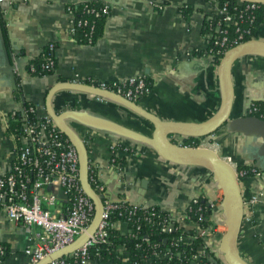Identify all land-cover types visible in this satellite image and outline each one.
Instances as JSON below:
<instances>
[{"label": "crops", "instance_id": "obj_1", "mask_svg": "<svg viewBox=\"0 0 264 264\" xmlns=\"http://www.w3.org/2000/svg\"><path fill=\"white\" fill-rule=\"evenodd\" d=\"M80 1L110 6L101 36L92 45L77 42L69 32L66 6ZM210 1L0 0V175L9 171L15 158L7 115L20 105L14 97L18 84L22 99L44 113L47 97L57 85L145 75L152 89L137 103L141 111L159 122L199 124L211 119L222 100L218 64L208 55H194L205 51L210 39L205 20L218 14ZM155 4L163 5V10L158 11ZM186 10L190 11L185 14ZM255 33V40L264 42V23ZM49 45L54 46L56 63L52 73L27 74V62L42 56ZM9 52L22 62L24 74L15 81L6 65ZM231 80L230 122L246 117L253 102L264 101V56L248 55L235 61ZM96 97L89 91L63 88L53 93L50 106L57 114H67L65 125L83 144L89 162L97 166L105 196L111 201L157 206L181 223L193 198L206 199L214 227L208 246L224 262L218 249L225 233L220 213L223 193L215 176L202 167L162 159L151 145L154 127L148 119L119 100L103 97L100 102ZM186 141L181 137L176 143L184 146ZM203 143L217 144L219 154L236 167L255 168L254 158L262 160V140L230 130L228 124L201 138ZM111 158L124 160V167L111 164ZM256 169L259 175L238 178L243 215L237 248L247 264H264V163ZM254 197H258L257 203H252ZM114 227L127 233L123 221ZM34 232L37 229L10 223L0 211V247L4 251L0 264H26L24 249ZM85 264L111 263L88 260ZM120 264H129L128 257L123 256Z\"/></svg>", "mask_w": 264, "mask_h": 264}, {"label": "built area", "instance_id": "obj_2", "mask_svg": "<svg viewBox=\"0 0 264 264\" xmlns=\"http://www.w3.org/2000/svg\"><path fill=\"white\" fill-rule=\"evenodd\" d=\"M77 3H82L83 7L80 16L75 17L71 4ZM228 4L225 3L218 8L215 23L209 25L211 35L205 50L208 57L215 61H219L228 49L243 43L246 36L252 35L253 31L250 28L242 30L239 24L246 22L250 26L253 25L254 11L259 6L255 3L237 1L229 12ZM154 7L158 11L163 10V5L155 4ZM66 12L70 17L71 35L77 42L84 41V44L92 45L96 22L109 16L110 6L103 3L95 7L80 1L69 3L66 6ZM231 26L235 28L234 32L237 35L233 39L228 37L227 28ZM78 32L82 33L79 39L76 38ZM47 48L52 52L54 46L49 45ZM45 60L46 62L41 66L42 71L54 69L55 61L50 57ZM15 72L18 73L17 70ZM22 73L24 74L23 69ZM32 73H35V68L30 65L27 74ZM150 85L145 75L128 77L121 81L88 80L84 83V86L110 93L134 104L149 93ZM96 100L101 102L103 97L97 95ZM247 114L264 120V106L258 107L251 104ZM18 115L22 121L21 127L19 130L14 129V134H11L15 142V158L9 171L0 175V211L12 224L37 229V232L32 233L24 249V255L27 257L26 264H38L45 257L73 244L76 239L86 233L94 217V205L81 186L78 154L68 139L63 137L50 115L47 112L40 113L38 107L32 103L27 107L19 105L16 110L7 115V127L9 121L16 119ZM199 146L219 153L217 144L203 143ZM115 149L116 147L112 148V155L115 154ZM121 149L127 150L125 147ZM223 159L236 170L238 178L246 176L244 171H237L236 165L230 158L223 157ZM114 160L111 158V164ZM251 172L253 175H259L255 169ZM88 183L91 189L102 198L101 221L95 233L79 249L49 264H85L89 260L88 249L107 241L108 229L113 226L109 216L114 210L120 208L121 201H111L105 196V186L99 179L98 168L89 161ZM60 194L62 197H59ZM200 198H193L189 202L186 213L187 210H192V206L198 204ZM257 202L258 197H254L252 203ZM208 205L211 209L210 203ZM137 207L138 204H132L128 214L135 212ZM197 211H201V208ZM220 213L223 215L221 206ZM199 220L203 218L199 216ZM204 220L209 218L206 217ZM162 231L170 232L171 228L163 225ZM196 233L208 244L210 236L214 233V227L212 229L197 228ZM182 241H184L182 237L177 240V242ZM3 255L4 251L0 247V256ZM203 255L204 251L200 249L194 259L199 260ZM153 257L147 259V264ZM129 264L137 263L129 259Z\"/></svg>", "mask_w": 264, "mask_h": 264}, {"label": "water", "instance_id": "obj_3", "mask_svg": "<svg viewBox=\"0 0 264 264\" xmlns=\"http://www.w3.org/2000/svg\"><path fill=\"white\" fill-rule=\"evenodd\" d=\"M244 3L264 4V0H236ZM248 55L264 56V42L251 39L237 46L228 49L218 62L217 73L221 84L222 100L218 112L209 120L194 124V123H178V122H159L141 111L134 103L128 102L118 96L110 93L102 92L94 88H89L84 85L77 84H62L57 85L50 92L46 100V110L50 117L54 120L59 131L68 139L75 148L79 159V172L81 186L94 205V217L89 225L86 233L81 235L75 242L68 247L57 251L38 264H49L54 260L62 258L66 255L75 252L95 233L103 211V205L100 197L91 189L88 183V157L86 149L73 132L65 125L67 114H57L51 109L50 99L53 93L63 88H74L89 91L95 95L119 100L129 107L136 110L138 113L148 119L153 127L154 132L151 139V145L156 153L164 160L179 164L202 167L213 174L218 183V187L223 193L221 209L223 211V225L225 233L220 239L218 249L223 256L225 264H247L239 255L237 248V238L242 222L243 201L241 198L240 186L236 170L233 169L224 159L223 156L201 146L191 148L178 145V138H204L214 134L223 125L229 126L230 130L243 132L250 136L260 138L262 147L259 153L262 160L254 158L255 168H259L264 163V120L257 117H242L237 121L230 122L229 115L233 102V84L231 80V69L235 61ZM6 65L12 74L15 81L17 77L22 76V62L18 58H14L11 52L8 53ZM18 71L16 73L15 71ZM6 71V70H5ZM144 182H142L143 185ZM145 188V186H143ZM62 197V194L59 195Z\"/></svg>", "mask_w": 264, "mask_h": 264}, {"label": "trees", "instance_id": "obj_4", "mask_svg": "<svg viewBox=\"0 0 264 264\" xmlns=\"http://www.w3.org/2000/svg\"><path fill=\"white\" fill-rule=\"evenodd\" d=\"M212 5L217 8H221L225 3H229L227 10L232 11L236 0H212ZM91 6L99 7L102 5L101 2L87 1ZM74 11V16H80V11L83 7L82 3L71 4ZM190 10H186L185 14ZM255 20L253 25H249L244 22L239 24L240 29L250 28L253 33L251 36H246L245 41L256 38L255 29L260 24L264 23V4H259L258 8L254 11ZM106 18H101L96 22V28L94 32V43L100 38L104 21ZM211 23H215V18L212 20H205L206 28ZM229 39L235 38V28L233 26L228 27ZM82 33L78 32L76 38H81ZM84 44V41H80ZM203 52H205L203 54ZM195 52L194 55H207V50ZM50 57L55 61L54 55L47 49L44 50L42 56L32 59L25 65L28 71L29 66L32 65L35 68V73L30 76H45L52 73V70L42 71L41 66L46 62L45 58ZM216 60V64H218ZM56 64V63H55ZM147 81H151L147 78ZM152 89V83L149 87ZM15 100H17L22 107H27L30 102L22 99L20 85L15 86ZM258 107L264 106V101L253 102ZM251 117L250 114L247 115ZM253 117V116H252ZM35 119V117H32ZM22 124L19 115L16 119L9 121L8 123V134H14V129H20ZM65 138V136L63 135ZM201 139V138H200ZM199 138H188L184 146L191 148L198 147L200 144ZM123 148L122 146H120ZM114 166H119L122 169L125 165L124 160H114ZM255 169L258 173L259 170L256 168L238 166L237 171H244L246 176H252L251 170ZM102 202L101 196H99ZM120 208L114 210L110 216L109 221L113 223L108 229L107 241L104 244L93 245L88 249L89 260H97L99 262H109L111 264H120L123 256L128 259L135 260L137 264H147V259L153 257L148 264H224V262L217 257L215 252L211 251L210 247L206 243V240L197 236V228H213L210 221L211 209L206 199L200 198L197 205L192 206V210L186 213L183 223L172 220L168 213L162 211L157 206L145 207L138 204L135 212L131 215L128 212L131 209L130 203L120 200ZM201 208V211H197ZM121 213V215H120ZM199 216L203 220H199ZM208 217L209 220H204ZM123 221L127 224V233L121 234L115 227V223ZM166 225L167 228H171V231H162V226ZM182 237L184 241L177 242ZM203 249L204 255L199 260H195L194 256Z\"/></svg>", "mask_w": 264, "mask_h": 264}, {"label": "rangeland", "instance_id": "obj_5", "mask_svg": "<svg viewBox=\"0 0 264 264\" xmlns=\"http://www.w3.org/2000/svg\"><path fill=\"white\" fill-rule=\"evenodd\" d=\"M219 154V153H218Z\"/></svg>", "mask_w": 264, "mask_h": 264}]
</instances>
